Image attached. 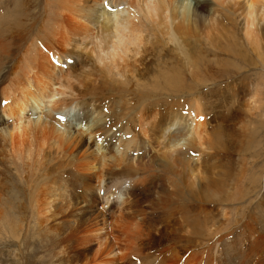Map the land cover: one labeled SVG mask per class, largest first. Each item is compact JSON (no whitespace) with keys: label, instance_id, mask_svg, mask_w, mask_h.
Returning <instances> with one entry per match:
<instances>
[{"label":"bare ground","instance_id":"bare-ground-1","mask_svg":"<svg viewBox=\"0 0 264 264\" xmlns=\"http://www.w3.org/2000/svg\"><path fill=\"white\" fill-rule=\"evenodd\" d=\"M44 1L49 14L40 21L38 31L24 39L14 36L22 40L6 72L0 62V164L7 163L6 170L14 171L21 181L17 186L10 173L7 178L12 186L4 187L0 179V227L7 225L13 235L20 230L11 223L14 216L10 215L11 190L18 187L26 201L23 209L35 215V224L41 228L50 220L57 221L52 231L61 264H264L263 236L257 237L251 226L228 228L227 223L218 230L227 228L223 234L209 232L211 237L199 249L166 247L170 252L152 261L141 256L146 242L143 237L152 231L137 208L144 202L137 194L146 182L140 177L156 170L154 158H147L145 148L157 153L155 157L167 174L163 176L181 195L185 196L187 187L199 196L201 193L203 199H210L212 191L217 193V180L201 188L202 163L190 155L191 150H206L210 138L206 114L199 101L178 102L161 112L157 106H133L120 98L118 102L112 99L111 108L105 109L104 94L103 99L91 94L85 98L94 91L89 84L96 71L99 78L115 77L122 82L127 72L124 62L147 45V30L158 29L185 55L184 41L202 25L211 36L219 30L216 12L220 9L241 25L246 42L264 65V0H200L199 6L193 0H108L107 5L106 0ZM6 42L0 38V56L7 53ZM69 58L73 62H68ZM76 62L87 71H72ZM167 72L163 78L166 85L179 87L180 76L174 70ZM254 105L249 102L248 111ZM61 115L66 119L61 121ZM140 150L145 154L134 155ZM77 185L83 187L81 197L71 192ZM163 224L152 227L157 232L152 234L169 240L168 226ZM206 225L195 220L191 225L194 231L190 230L201 234Z\"/></svg>","mask_w":264,"mask_h":264},{"label":"rangeland","instance_id":"rangeland-1","mask_svg":"<svg viewBox=\"0 0 264 264\" xmlns=\"http://www.w3.org/2000/svg\"><path fill=\"white\" fill-rule=\"evenodd\" d=\"M194 1L199 6L204 0ZM46 4L44 0H0V38L6 39L7 42L13 41V45L8 42L4 46L7 53L0 56L2 72H6L14 62V55L22 38L24 39L30 32L36 33L40 21H45L49 14L48 8H45ZM220 10L216 12L221 22L217 24L219 30L214 31L211 36L202 25L196 34H192L184 41L187 54L179 53V45L168 43L167 37H163L158 29H156L158 32L149 29L146 36L148 43L143 46L145 50L142 49L136 56L131 54L124 62L128 73L122 75V82L115 77L99 78L100 74L96 71L90 77V81H93L92 85L88 83L94 91H89L85 98L91 94L92 97L103 99L101 96L104 94L106 97L103 100L108 104L105 109L111 108L110 102L113 100L131 101V105L147 109L157 106L161 112L178 102L199 101L204 115L206 114L208 137L212 138V141L208 139L204 152L191 150L190 155L195 162L202 163L201 188L208 183L211 184L212 180H217V193L212 191L213 196H209L211 200L206 198L208 200L206 201L201 193L199 196L189 187L186 190L183 188L185 196L181 195L179 190L171 186L168 179L164 177L167 174H164L158 163L157 153L153 150L149 151V148H141L148 151L147 158H154L153 163L156 169H154L155 172H151L152 174L147 172L140 177L146 182L143 184V190L137 194V198L144 199V202H140L143 204L139 203L137 208L147 222L149 221V231H152L149 237L147 235L143 237L146 245L142 244L144 249L141 248L143 250L141 256L147 257L150 261L156 256L169 253L170 250L167 251L166 247L186 246L191 250L199 249L201 243L204 245L211 237L209 232H217L214 236L223 234L227 228L222 229L221 232L218 230L226 223L225 227L228 228L251 226L257 230V237L260 234L264 238V65L262 58L246 42L241 25L235 21L233 15L228 14V11ZM204 19L201 24L204 23ZM222 27L227 28V31ZM17 34L22 38L17 36L18 40H16L14 36ZM16 41H18L17 44ZM71 59H67L68 62H73ZM78 63L74 64L72 71L80 72L82 69L87 71V68L81 67L82 63L80 65ZM172 70L181 78L179 87H168L163 79L164 74ZM82 89L90 90L86 87ZM121 91L122 94H120ZM249 102L251 106L257 104L258 108L254 105V109L248 111ZM137 153H134L137 157L145 154L142 150ZM6 165L5 162L0 164V179L3 186H12V182L7 178L10 173L15 176L13 182L19 186L21 184L19 177L14 171L9 173ZM170 176L175 178L174 175ZM73 189L71 192L81 197L83 187L77 185L75 191ZM11 193L15 196H13L10 211L11 217L12 214L14 216L11 223L20 230L13 235L7 225L2 224L0 227V264H61L57 255L59 251L57 237L53 233L57 221L50 220L48 221L50 224L40 228L38 224H35L37 223L35 215L23 209L26 201L21 196L23 194L20 188L14 187ZM4 206L7 207L5 202ZM103 207L107 210L105 206ZM27 208L30 210L29 206ZM207 216L211 217V220ZM193 218L195 219L192 221ZM195 220L208 224L201 234L196 232L194 234V228H191ZM53 223L55 225H52ZM157 223L159 226L162 223L164 226L167 224L169 240L162 241L155 237L154 232L156 234L157 232L152 229L158 226ZM147 238H150V241ZM152 238L154 241L151 240ZM151 241L153 242L150 243Z\"/></svg>","mask_w":264,"mask_h":264},{"label":"snow or ice","instance_id":"snow-or-ice-1","mask_svg":"<svg viewBox=\"0 0 264 264\" xmlns=\"http://www.w3.org/2000/svg\"><path fill=\"white\" fill-rule=\"evenodd\" d=\"M108 4V0H106V5ZM4 103H8L7 101H4ZM59 119L61 120V121H63V120H65L66 119V116H64V115H61V116H59Z\"/></svg>","mask_w":264,"mask_h":264}]
</instances>
